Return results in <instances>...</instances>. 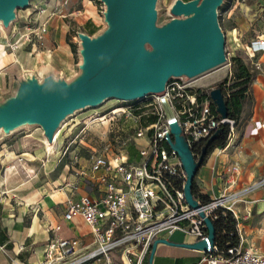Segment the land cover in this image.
Wrapping results in <instances>:
<instances>
[{"label": "built area", "instance_id": "1", "mask_svg": "<svg viewBox=\"0 0 264 264\" xmlns=\"http://www.w3.org/2000/svg\"><path fill=\"white\" fill-rule=\"evenodd\" d=\"M249 48L252 54H248L254 57L264 50V39L253 41ZM255 67L259 64L255 63ZM211 89L195 87L181 78L172 79L163 97L153 95L167 104L170 116L158 114L157 121L147 130L138 129L132 139L119 141L114 151L90 154L84 164L80 156L75 157L78 176L95 180L99 195L69 198L64 218L82 217L95 236L94 245H86L80 239L54 237L46 246V259L41 264H118V260L120 264H151L150 255L157 239H166L176 231L193 236L197 242L207 239L205 217L213 222L219 215L226 217L231 213L238 222L236 203L248 189H227L236 183L239 165L233 163L225 168L228 184L222 193L209 200L195 196L198 207L193 208L184 192L186 171L166 140L171 133L170 121L174 119L196 157L200 155L198 146L206 142L221 123L230 124V137L235 121L214 112ZM124 109L120 113L128 115L134 111L129 107ZM131 143H140L139 163L129 156L127 148ZM69 147L67 144L62 157ZM71 188L77 185L72 184ZM60 229V225L49 228L53 232ZM54 250L58 252L55 259ZM192 264H264V254L243 247L241 242L221 246L215 237L209 250L203 251L201 259Z\"/></svg>", "mask_w": 264, "mask_h": 264}, {"label": "water", "instance_id": "2", "mask_svg": "<svg viewBox=\"0 0 264 264\" xmlns=\"http://www.w3.org/2000/svg\"><path fill=\"white\" fill-rule=\"evenodd\" d=\"M31 0H0V21L5 29L16 19V10L29 7ZM106 5L108 29L98 37L79 33L82 73L71 82L42 81L26 75L18 81L13 96L0 103V130L4 133L28 124L41 126L47 144L56 140L62 122L78 110L97 107L107 99L124 102L143 100L150 95L163 97L172 79H193L227 63L226 37L219 22V8L225 0H175L174 16L162 27L156 25L158 0H102ZM210 97L217 113L228 118V107L221 87H213ZM165 107L168 108L167 104ZM166 140L181 159L187 177L184 186L188 204L198 207L193 185L207 156V144L196 157L182 135L177 120L170 121ZM204 217V213H201ZM208 238L181 246L208 251L215 241V226L205 217ZM158 243H153L150 263Z\"/></svg>", "mask_w": 264, "mask_h": 264}, {"label": "crops", "instance_id": "3", "mask_svg": "<svg viewBox=\"0 0 264 264\" xmlns=\"http://www.w3.org/2000/svg\"><path fill=\"white\" fill-rule=\"evenodd\" d=\"M222 9L226 39L234 41L237 50L244 51L246 63L254 72L250 83L251 99L244 105L243 110L248 114L242 123L234 128L225 147L216 148L208 155L195 180L201 193L212 198L227 188L225 168L233 163L239 165L236 183L227 189H248L236 203L239 242L245 248L264 254V50L252 57L249 48L253 41L264 39V0H228ZM0 40H6L4 32ZM255 63L259 64L258 68ZM4 71L0 76L6 73ZM231 73L230 67L224 75L213 79L210 88L218 86ZM5 149L4 146L0 151V264H21L19 257L13 259L21 251L28 261L34 259L32 264H38L37 259H43L46 246L54 237L80 239L93 246L95 236L91 241L84 233L66 237L62 230L72 231L74 227L70 226L74 223L86 224L80 216L66 220L65 205L69 198L97 197L99 189L95 180L79 177L78 168L75 173L67 171L55 176L57 165L48 168L47 161L45 178L39 184L30 174L24 178L17 174L16 159L11 154L14 152ZM28 153L22 151L14 155L22 157ZM62 159L60 156L58 161ZM85 159L80 156V162ZM72 184L77 188L72 189ZM56 225L61 229L49 230ZM91 233L94 235L92 230ZM166 239L173 244L158 243L152 264H192L203 256V250L180 245L197 242L193 236L176 231Z\"/></svg>", "mask_w": 264, "mask_h": 264}, {"label": "rangeland", "instance_id": "4", "mask_svg": "<svg viewBox=\"0 0 264 264\" xmlns=\"http://www.w3.org/2000/svg\"><path fill=\"white\" fill-rule=\"evenodd\" d=\"M174 2L175 0L157 1L158 27L164 26L176 17L170 13ZM227 2L228 0H225L224 6ZM105 11L106 5L102 0H31L28 8L16 10V19L7 29L0 21V34L2 32L6 34V40L4 42L0 40V72L3 70L6 72L0 76V103L14 95L18 81L26 75L34 74L40 81L49 75L55 80L67 82L77 78L82 73L80 66L83 63L79 33L83 32L91 37L102 35L109 27L105 21ZM218 13L220 25L224 28L223 9L219 8ZM236 46L234 41L226 39L227 63L187 82L195 87L210 88L213 79L224 75L230 67L232 71L234 57L241 56L246 61L244 51L237 50ZM231 74L221 82L231 78ZM124 107L134 111L128 115L112 112L114 109ZM164 113L165 117L172 114L170 109L153 95L132 102L111 98L97 107L78 110L68 116L59 127V135L55 136L53 144L46 143L41 126L36 124L24 125L10 133L0 130V151L4 146L5 150L17 154L28 151L29 153L23 154L22 157H16L11 153L16 159V172L22 178L30 174L33 180L41 183L45 178V162L48 161V168L57 165L54 170L55 176L65 174L67 171L75 173L78 168L76 156L87 158L94 152L114 151L119 141L132 139L138 129L147 130L151 123L157 121L158 114ZM247 114L248 111L244 109L235 128L242 123ZM67 144H70L69 150L59 162V157L62 156ZM139 147L140 143H131L127 148L129 156L136 160V163L141 159L138 154ZM81 163L84 164V160H81ZM70 227L74 229L62 230L66 237L83 233L89 241L94 237L89 225L74 223ZM22 252L13 259L19 257L21 264H32L34 259L28 261ZM52 256L54 259L57 258L58 252L54 250ZM45 259L44 255L43 259H37V263L41 264ZM117 263L120 264V260Z\"/></svg>", "mask_w": 264, "mask_h": 264}, {"label": "trees", "instance_id": "5", "mask_svg": "<svg viewBox=\"0 0 264 264\" xmlns=\"http://www.w3.org/2000/svg\"><path fill=\"white\" fill-rule=\"evenodd\" d=\"M234 66L232 69L231 78H226L218 86L222 88L226 98L228 107V118L235 121V125L238 124L241 119L244 105L251 99L250 95V83L254 76V72L251 71L246 61L241 56L233 58ZM214 112L218 115L215 106L212 105ZM154 118L151 119L153 121ZM244 119V118H243ZM219 133L216 138L209 144H207V156L216 148H223L227 144L230 134V124L221 123L219 126ZM206 142L200 144L197 148L198 153L201 154ZM193 194L199 196L204 200L210 198L200 192L199 186L194 181ZM213 224L216 231V241L221 246H227L228 244H237L239 242V234L237 229V221L234 216L229 213L226 217L219 215L216 219H213Z\"/></svg>", "mask_w": 264, "mask_h": 264}, {"label": "bare ground", "instance_id": "6", "mask_svg": "<svg viewBox=\"0 0 264 264\" xmlns=\"http://www.w3.org/2000/svg\"><path fill=\"white\" fill-rule=\"evenodd\" d=\"M125 108V107H124ZM124 108H117V109H114L113 113L114 112H123L125 109ZM102 118V117H101ZM100 119V118H99ZM59 130V129H58ZM57 130V132L55 133V136L57 137L59 135V131Z\"/></svg>", "mask_w": 264, "mask_h": 264}]
</instances>
